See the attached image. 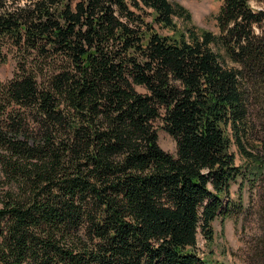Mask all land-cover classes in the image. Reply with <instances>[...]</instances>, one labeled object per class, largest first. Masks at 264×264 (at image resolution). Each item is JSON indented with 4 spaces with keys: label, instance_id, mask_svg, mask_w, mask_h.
<instances>
[{
    "label": "trees",
    "instance_id": "16d2710c",
    "mask_svg": "<svg viewBox=\"0 0 264 264\" xmlns=\"http://www.w3.org/2000/svg\"><path fill=\"white\" fill-rule=\"evenodd\" d=\"M20 1L0 0V264H212L199 234L264 182V9L224 0L215 32L172 0Z\"/></svg>",
    "mask_w": 264,
    "mask_h": 264
},
{
    "label": "rangeland",
    "instance_id": "374dc122",
    "mask_svg": "<svg viewBox=\"0 0 264 264\" xmlns=\"http://www.w3.org/2000/svg\"><path fill=\"white\" fill-rule=\"evenodd\" d=\"M184 5L192 13V24L199 28L219 31L216 15L224 0H172ZM16 2V1H15ZM26 0L20 1L24 4ZM252 7L264 9V0H251ZM181 22V21H179ZM180 26L181 23H179ZM169 34L168 29L159 28ZM15 69L14 60L0 65V81L12 77ZM159 143L166 151L174 153L177 142L171 134L158 123ZM259 136L264 138V126L258 129ZM256 138L261 143L262 138ZM246 144V143H245ZM248 148H252L248 145ZM233 150L237 155L239 165H246L247 159L240 152L237 144ZM243 192L244 213L222 220L217 218L213 223L215 237L213 241H207L199 234V251L202 257L210 259L212 264H264L261 251H264V182L258 181L254 187L246 181ZM239 184L232 186V197L237 198Z\"/></svg>",
    "mask_w": 264,
    "mask_h": 264
}]
</instances>
